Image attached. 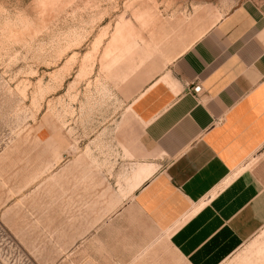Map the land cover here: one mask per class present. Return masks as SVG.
I'll use <instances>...</instances> for the list:
<instances>
[{"label":"rangeland","instance_id":"1","mask_svg":"<svg viewBox=\"0 0 264 264\" xmlns=\"http://www.w3.org/2000/svg\"><path fill=\"white\" fill-rule=\"evenodd\" d=\"M248 1L0 0V264H187L114 214L140 169L133 91ZM224 264H264V230Z\"/></svg>","mask_w":264,"mask_h":264},{"label":"crops","instance_id":"2","mask_svg":"<svg viewBox=\"0 0 264 264\" xmlns=\"http://www.w3.org/2000/svg\"><path fill=\"white\" fill-rule=\"evenodd\" d=\"M133 92L140 169L114 214L187 264H224L264 230V1L230 7Z\"/></svg>","mask_w":264,"mask_h":264}]
</instances>
